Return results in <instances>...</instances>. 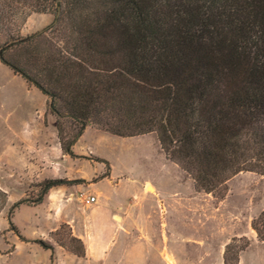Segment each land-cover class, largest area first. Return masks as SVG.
Wrapping results in <instances>:
<instances>
[{
	"label": "trees",
	"instance_id": "trees-1",
	"mask_svg": "<svg viewBox=\"0 0 264 264\" xmlns=\"http://www.w3.org/2000/svg\"><path fill=\"white\" fill-rule=\"evenodd\" d=\"M46 1L56 6L55 23L26 38L7 35L0 61L48 98L65 155L75 157L74 146L96 125L120 138L155 133L199 192L224 198L237 174L264 176V0H101L93 18L74 0L66 49L41 41L63 23L59 1ZM22 3L0 0V30ZM49 11L32 5L31 12ZM16 49L33 50L32 62L8 60ZM59 183L43 184L36 204ZM7 201L0 189V211ZM27 202L10 208L12 230L15 211ZM251 227L264 242V211ZM72 241L81 247L72 252L84 257L82 241ZM247 247V239H233L224 264H240Z\"/></svg>",
	"mask_w": 264,
	"mask_h": 264
},
{
	"label": "rangeland",
	"instance_id": "rangeland-1",
	"mask_svg": "<svg viewBox=\"0 0 264 264\" xmlns=\"http://www.w3.org/2000/svg\"><path fill=\"white\" fill-rule=\"evenodd\" d=\"M36 1L23 0L20 15L0 30V47L7 35L26 38L55 23L56 6L50 1ZM58 1L63 23L47 32L41 41L47 48L54 43L66 49L71 32L67 25L68 6L74 0ZM81 1L87 7L85 15L93 18L92 13L101 0ZM36 3L50 11L31 12ZM33 52L16 49L7 52L6 58L31 63ZM9 75V70L0 64V189L9 196L0 211V264H54V257L51 263L50 257L55 247L61 246L70 252L80 250L72 237H75L74 229L85 234L89 225L85 219L88 208L82 198L93 195L98 199L104 196L103 209L107 213L124 214L130 210L141 225H148L147 231L138 233L140 236L156 241L163 236L168 241L165 256L169 254L164 264H224L226 247L235 238L248 241V247L239 254L240 264H264V242L251 227L252 221L264 211L263 175L237 174L227 182L224 198L199 192L189 174L167 158L155 133L120 138L96 125L87 127L73 148L76 156L70 157L62 151L56 118L48 113L47 127L41 120L45 103H36L37 113L23 110L24 94L12 96L10 93L11 90L20 92L22 80L13 81ZM7 128L14 140L33 137L41 144V150L20 152L17 145L6 147L2 141ZM65 128L68 133L72 129L68 123ZM111 172V179L102 181ZM49 181L60 182L55 187V206L52 209L47 204L34 207L38 205L41 186ZM21 200L28 202L15 211L12 220L15 231L7 218L12 205ZM106 212L103 223L111 221ZM119 221V217L114 220ZM114 236L124 245L116 249L114 262L107 264H148L137 261L131 252L137 249L131 239H138L124 233ZM42 243L52 250H46ZM61 261L60 264H87L72 259Z\"/></svg>",
	"mask_w": 264,
	"mask_h": 264
},
{
	"label": "crops",
	"instance_id": "crops-1",
	"mask_svg": "<svg viewBox=\"0 0 264 264\" xmlns=\"http://www.w3.org/2000/svg\"><path fill=\"white\" fill-rule=\"evenodd\" d=\"M0 64L6 67L10 75L14 80H22V84H19L20 86V92H16L15 90H11L10 93L12 96L15 95H22L24 94V105L22 107L23 110L27 111L29 114L37 113V111H34L36 108V103H45L44 111L42 112V118L41 120L44 121L45 127L46 126V116L48 115V98L37 88L29 85L26 80H24L19 75H16L10 68L2 64L0 61ZM9 128L11 127L10 123L8 122ZM8 129V128H7ZM10 130L8 129L7 135L3 139V145H6V147L9 146H15L17 145V150L20 152L27 151V152H33V151H40L41 150V144L37 142V140L33 139V137H27L22 138L18 140H14L10 135ZM75 147V146H74ZM74 150V149H73ZM27 164V162H26ZM25 164V166H26ZM28 164L36 166L35 163L28 161ZM112 172L108 177H105L102 181L111 179ZM57 191L55 188H52L45 196L44 200L41 204H38L34 207H39L42 205L47 204L51 209L55 206V197H56ZM103 195V194H102ZM93 197L96 198V202L93 204H85L83 205L88 208V212H86L87 217L85 219L87 222H89V225L87 226V230L85 231V234H81L79 231L74 229L75 237L80 239L84 245L85 248V256L79 257L73 252H70L66 249H64L61 246H57L54 248V254L51 253L50 257V263L52 262V256L54 257V264H60L62 263L61 260L67 259L68 261L70 259L72 260H78L87 264H107L108 262H114L115 260V254H118L116 252V249L122 248L124 243L122 241H118L117 238L114 239L115 233H124L126 236L129 237H135L134 233H137L138 236L135 238L138 239L135 241V239H131L132 243L135 245L136 250H132V254L135 255L136 260L139 259L143 262H146L148 264H164L165 260L169 258V254L167 253V257L165 256V252L167 249L168 241L166 239L162 238L158 241L148 238L146 235L140 236L139 232H144L148 230V225H141L137 219L134 218L130 210H127L124 214H121L120 212H106V209L104 207V196H102V199H98L95 195ZM9 198V196H8ZM26 206V205H22ZM30 207V206H27ZM104 211L108 214L107 217L111 221L108 223H103V214ZM127 213L129 214V217L127 216ZM80 214V213H77ZM75 213V215L77 216ZM111 215V216H110ZM15 213L13 215L12 220L14 221ZM119 217L120 221L118 223H115L114 220ZM100 218H102L100 220ZM129 218V219H128ZM94 220L95 223L93 222ZM114 231V233H112ZM112 233V234H111ZM131 233V235H129ZM111 234V237L110 235Z\"/></svg>",
	"mask_w": 264,
	"mask_h": 264
},
{
	"label": "built area",
	"instance_id": "built-area-1",
	"mask_svg": "<svg viewBox=\"0 0 264 264\" xmlns=\"http://www.w3.org/2000/svg\"><path fill=\"white\" fill-rule=\"evenodd\" d=\"M82 202L85 204H93L96 202V198L95 197L82 198Z\"/></svg>",
	"mask_w": 264,
	"mask_h": 264
},
{
	"label": "bare ground",
	"instance_id": "bare-ground-1",
	"mask_svg": "<svg viewBox=\"0 0 264 264\" xmlns=\"http://www.w3.org/2000/svg\"><path fill=\"white\" fill-rule=\"evenodd\" d=\"M148 190H152V189H151L150 187H148ZM150 192H151V191H150ZM150 192H149V193H150Z\"/></svg>",
	"mask_w": 264,
	"mask_h": 264
}]
</instances>
